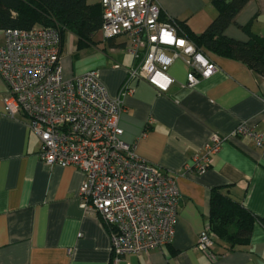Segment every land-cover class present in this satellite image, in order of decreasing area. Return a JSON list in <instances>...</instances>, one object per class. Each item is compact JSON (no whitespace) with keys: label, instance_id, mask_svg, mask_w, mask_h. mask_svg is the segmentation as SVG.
Wrapping results in <instances>:
<instances>
[{"label":"crops","instance_id":"obj_1","mask_svg":"<svg viewBox=\"0 0 264 264\" xmlns=\"http://www.w3.org/2000/svg\"><path fill=\"white\" fill-rule=\"evenodd\" d=\"M213 1L155 0L162 20L182 22L197 34L217 15ZM246 25L264 38V0H249L225 34L246 41L241 28ZM3 42L0 30V45ZM124 44L122 37L102 41L94 35L81 59L71 64L61 57L64 75L95 70L108 94L116 97L134 64ZM205 53L217 69L194 88L181 87L187 69L176 60L168 68L175 83L166 94L135 81L123 98L122 139L139 158L173 176L180 202L170 245L123 255L117 264H264V226L258 221L241 248L229 251L215 243L208 254L194 248L209 219L214 187L226 186L232 198L264 221V145L257 147L248 137L232 138L221 145L204 173L183 170L193 156L203 153L213 133L226 135L245 121L264 134V76L242 61ZM5 94L0 76V264H113L108 227L78 198L82 174L71 165L46 166L40 161L38 136L24 114H5Z\"/></svg>","mask_w":264,"mask_h":264},{"label":"built area","instance_id":"obj_2","mask_svg":"<svg viewBox=\"0 0 264 264\" xmlns=\"http://www.w3.org/2000/svg\"><path fill=\"white\" fill-rule=\"evenodd\" d=\"M104 41L125 39L134 64L116 97H111L97 71L66 77L58 27L3 29L0 76L6 85L2 101L9 116L22 113L38 136V157L46 166L75 167L83 176L78 198L109 229L111 262L165 248L174 238L180 194L173 176L139 158L122 139L119 116L132 83L144 81L166 94L175 79L168 68L186 66L184 89L194 88L217 66L185 36L172 19L162 20L155 0H99ZM177 102V101H176ZM251 138L264 145V134L245 121L226 135L211 134L201 155L184 165L186 173H204L221 145L232 138ZM214 234L207 222L194 248L210 253Z\"/></svg>","mask_w":264,"mask_h":264},{"label":"trees","instance_id":"obj_3","mask_svg":"<svg viewBox=\"0 0 264 264\" xmlns=\"http://www.w3.org/2000/svg\"><path fill=\"white\" fill-rule=\"evenodd\" d=\"M249 0H214L217 15L201 33H194L184 23L176 22L178 29L204 53L210 51L220 56L244 62L256 73L264 76V38L252 34L249 26L241 27L247 33V40L228 37L226 28L234 16ZM102 11L100 3L88 0H0V30L8 28L30 29L39 25L58 27L60 30V51L63 32L76 36L80 45L92 43V38L101 28ZM206 54V53H205ZM259 220L241 203L232 198L226 186L211 189L209 198L210 231L214 244L232 251L241 248L249 240L254 222Z\"/></svg>","mask_w":264,"mask_h":264},{"label":"rangeland","instance_id":"obj_4","mask_svg":"<svg viewBox=\"0 0 264 264\" xmlns=\"http://www.w3.org/2000/svg\"><path fill=\"white\" fill-rule=\"evenodd\" d=\"M40 26V24L38 25ZM96 40H102L101 33L98 32L96 35ZM85 48V45L82 46L79 44L78 39L75 35H73L69 31L63 32V40H62V46H61V57H63L65 60L70 59L71 64L75 63V61L82 58V52Z\"/></svg>","mask_w":264,"mask_h":264}]
</instances>
